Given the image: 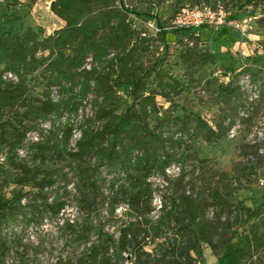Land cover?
Returning <instances> with one entry per match:
<instances>
[{"label":"trees","instance_id":"16d2710c","mask_svg":"<svg viewBox=\"0 0 264 264\" xmlns=\"http://www.w3.org/2000/svg\"><path fill=\"white\" fill-rule=\"evenodd\" d=\"M37 1L29 0L28 6L32 7ZM129 1L55 0L50 9L65 25L52 33L47 34L42 26H29L22 31L0 30V156L4 158L0 160V179L6 168H10L15 185L8 195L4 191L6 179L0 183L1 264L11 250L10 240L3 235L4 227L19 222L30 224L45 213L59 218L69 205L67 184H59L66 181L69 172L64 168H48L47 162L52 156L59 161H83L95 157V172L105 167L108 174H114L110 187L117 199L122 192L118 188L120 178L116 172L123 167L128 183L123 201L133 217L120 229L117 238L114 233L104 230V223L94 225L92 203L82 194L79 204L87 214L84 222L78 224L67 219L60 230L68 235L70 242L84 244L85 249L76 261L59 256L56 264H112L114 260H125L124 254L129 249L132 250L130 264H150L152 256L140 245L139 236L144 233V239H161L169 229L167 246L153 258L154 261L197 264L198 258L192 253L203 244L215 254L218 236L220 246H226L236 237V228L264 215L260 208L240 201L232 202V194L238 188L214 189L210 206L216 211L215 216L209 218V204L205 202L204 194L188 192L184 188L169 202L162 201L161 214L156 220L150 218L153 199L159 189L154 186L152 177L161 174L169 184H181L183 178L172 180L167 176V170L191 156L186 154L178 158L176 153L165 150L168 145H181L183 141L182 138L174 140L173 136L164 137L165 127L180 123L184 131L189 122L195 120L196 131L204 130L205 140L213 142L223 139L235 120L227 115L213 127L199 115L192 118L187 112L174 115L175 106L161 112L157 104L158 97L173 101L187 90L184 82L165 69L168 33L181 35L178 46L183 45L188 51L181 54L188 68L199 61L194 57L200 33L192 28L165 27L182 7L211 0H138L148 3L143 12L147 15L144 21L154 20L159 32L151 30L146 23L141 28L134 27L132 15L138 11ZM167 1L174 3L175 10L162 20L158 11ZM219 1L223 3V0ZM231 2L243 13L250 10L252 16L261 15L253 23L255 29H264V0ZM3 3L16 6L19 0H0V4ZM214 57L211 53L200 55L202 63L212 62ZM239 58L243 61L239 59L238 67L227 68L224 80L218 85L221 100L231 104L234 110L244 108V99L248 97L240 85L238 78L241 76L259 77L264 97V69L254 68L249 63L250 56ZM37 84L44 86L39 93L35 92ZM55 89L57 96L53 95ZM125 93L130 98V105L118 112ZM87 103L95 109V118L78 126L81 136L71 147L75 134L74 117ZM94 121L101 122V127L95 129ZM46 122L53 125L48 135L40 131V126ZM31 131H37L40 138L26 145L27 134ZM25 147L28 154L23 157L21 151ZM248 168H255L253 162ZM78 176L84 188L93 192L97 189L96 182L90 181L84 173ZM25 198H29L27 204ZM118 201L113 200L114 203ZM114 203L113 211L116 209ZM140 210L144 225L137 214ZM92 233L97 236L94 242L91 241ZM18 259V264L28 262L24 252H18Z\"/></svg>","mask_w":264,"mask_h":264},{"label":"rangeland","instance_id":"374dc122","mask_svg":"<svg viewBox=\"0 0 264 264\" xmlns=\"http://www.w3.org/2000/svg\"><path fill=\"white\" fill-rule=\"evenodd\" d=\"M129 1V0H128ZM138 14L132 15L133 25L141 28L145 25V11L147 4L145 1L130 0ZM228 6L231 15H237L246 29L247 37L243 42L237 31L227 29H215L209 27L200 28V43L196 50L197 64L187 67L182 61L181 54H187L183 45L179 48L178 40L181 35L168 33L169 42L168 61L165 69L173 76L180 79L187 86L180 97L173 101L165 100L162 97L157 98V104L160 111L168 108L174 109V115H182L187 112L192 118L199 115L209 125L215 127L220 123L224 116L229 115L235 120V124L230 128L223 139L207 142L205 140V131H196L195 120H191L181 129L180 123H171L164 129V137L173 136L174 140L182 138V144L174 143L168 145L165 149L176 153L179 158L182 155L191 154L190 158L182 164H174L167 170V176L172 180L183 178L181 184H169L163 175L155 174L152 177L155 187H159L156 192L153 205L154 209L150 218L156 220L161 214V203L163 200L169 202V199L175 196L178 190L186 189L188 192L202 193L207 204H209L208 217L215 216V208L210 206L211 193L214 189L234 190L232 202H243L253 208H260L264 212V97L261 95L259 77L238 78L242 90L246 92L245 107L238 110L231 108L232 105L221 100L218 93V85L224 80V74L227 68L239 66L238 61L243 59L239 57L250 56L251 65L254 68L264 69V29H255L254 23H250L247 18L251 15L250 10L243 11L235 7L231 0H223ZM0 4V30H25L31 25H44L52 28L53 15L46 7V0H41L39 8L35 12H30L28 8L18 6L10 8ZM175 6L173 2H165L161 14V19H167L173 14ZM249 27V29H248ZM251 27V28H250ZM53 29V28H52ZM181 48H183L181 50ZM246 53L244 55L243 53ZM202 53L214 54V61L202 63L200 55ZM240 59V60H239ZM254 78V79H253ZM253 79L254 81H251ZM43 84L35 86V92L43 90ZM57 89L53 95L57 96ZM130 98L125 93L118 105V112H122L130 105ZM66 117L63 118L65 120ZM95 118V109L90 104H85L74 117L75 134L71 140V147L76 145L81 133L78 129L80 124L88 119ZM154 124V120L152 121ZM93 127H101V122L94 121ZM53 128L51 122L43 123L40 131L48 135L49 130ZM28 148L21 151L23 157L27 156ZM124 157L122 156V160ZM255 165L250 169L248 166ZM96 164L95 157H89L83 161L68 160L59 161L55 156L49 158L47 167L50 169L64 168L68 171L67 184L69 195L67 197L69 205L59 215V218L51 217L45 213L35 222L30 224L17 223L3 228V235L8 237L11 244V250L5 255L3 264H18V252L26 253L28 257L27 264H56L59 256L70 258L76 261L85 249V245L79 242H70L68 235L62 233L60 226L64 220L71 219L78 224H82L86 218V213L79 204V199L86 195L92 203L91 219L94 225L104 223V230L114 233L119 237L120 229L133 217L129 215L128 205L124 202V191L128 187L125 180V171L120 167L116 175L120 178L118 188L122 194L118 199L114 198L111 190L110 175L105 167L94 171ZM84 173L90 181L96 182L97 189L93 192L89 188H84L78 174ZM6 179L7 186L4 191L8 195L15 187L14 173L12 169L6 168L5 174L0 179V183ZM26 190H31L27 188ZM35 192V190H33ZM113 200L118 201L113 202ZM25 204L29 198L24 199ZM116 209L113 211L112 204ZM169 204V203H168ZM140 210L138 216L144 225V218ZM226 216L224 215V218ZM134 220V219H133ZM170 229L161 239H144V233L139 236L140 245L152 256L150 264H163L154 261L157 256L163 252L167 246V240L170 236ZM97 236L92 233L91 241H96ZM69 242V243H67ZM218 247L214 254L212 249L203 244L199 250L192 254L198 258L197 264H264V215L252 220L244 227L236 228V237L226 246H220V237L215 241ZM124 254L125 260L112 261V264H130V252ZM1 264V263H0Z\"/></svg>","mask_w":264,"mask_h":264},{"label":"built area","instance_id":"2783aa9c","mask_svg":"<svg viewBox=\"0 0 264 264\" xmlns=\"http://www.w3.org/2000/svg\"><path fill=\"white\" fill-rule=\"evenodd\" d=\"M260 17L261 15H256V16L250 15L247 18V20L250 23H253L256 19ZM146 25L154 32L160 31V28L156 25L154 20H148L146 22ZM203 26L211 27L215 29H219V28L233 29L239 33L240 40L242 42L248 36L246 33V29L244 28L243 22H241L240 19L237 17H232L230 11L219 0H211V2L203 1L197 5H186L182 7L172 17V19L169 21V24L165 28L166 29L192 28L198 32L197 29ZM196 35H198V33H196ZM243 54L246 55V53ZM245 78L247 79L248 77L245 76ZM39 138L40 137L37 131H31L27 134V139L25 143L26 145H28L29 142L38 141ZM0 160L3 161L4 158L0 156Z\"/></svg>","mask_w":264,"mask_h":264},{"label":"crops","instance_id":"0c3cea01","mask_svg":"<svg viewBox=\"0 0 264 264\" xmlns=\"http://www.w3.org/2000/svg\"><path fill=\"white\" fill-rule=\"evenodd\" d=\"M53 1H55V0H46V7L49 8L50 11H51L50 7H51V4H52ZM28 2H29V0H19V4L16 5V6H18L20 8L26 7V8L29 9L30 12L33 13L39 8L41 0H38L32 7L28 6ZM2 5H5V4L3 3ZM9 7L12 8V7H15V6H9ZM51 13L53 15V18H50L51 21H52V26H53L52 28L53 29L52 28H47L44 25H31V26H42V27L45 28L46 33L50 34L53 31H55L56 29H59V28H61L62 26L65 25V22L63 20L58 18L52 11H51Z\"/></svg>","mask_w":264,"mask_h":264}]
</instances>
